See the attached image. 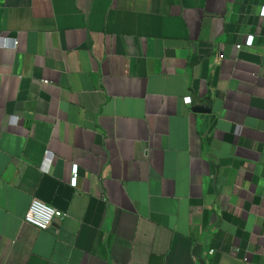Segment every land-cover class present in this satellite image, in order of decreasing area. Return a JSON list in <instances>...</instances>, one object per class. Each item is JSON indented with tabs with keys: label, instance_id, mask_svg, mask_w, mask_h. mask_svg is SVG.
<instances>
[{
	"label": "crops",
	"instance_id": "1",
	"mask_svg": "<svg viewBox=\"0 0 264 264\" xmlns=\"http://www.w3.org/2000/svg\"><path fill=\"white\" fill-rule=\"evenodd\" d=\"M263 6L0 0V264H264Z\"/></svg>",
	"mask_w": 264,
	"mask_h": 264
},
{
	"label": "built area",
	"instance_id": "2",
	"mask_svg": "<svg viewBox=\"0 0 264 264\" xmlns=\"http://www.w3.org/2000/svg\"><path fill=\"white\" fill-rule=\"evenodd\" d=\"M261 15L264 16V6L261 9ZM16 39H12L10 42L11 47H15ZM245 44L247 46H251L253 44V35H248L245 41ZM237 47H240V45H237ZM222 57V54L219 55ZM185 101L189 103L191 101V97H186ZM47 158L49 160L52 159V157L47 153ZM77 179V167L76 165L72 168V177H71V184H75ZM65 213L61 211L60 209L45 204L44 202L34 198L31 200L29 207L27 209V212L24 215V221L28 224H31L39 229L46 230L48 229L53 221L56 218H60ZM213 252V250H211Z\"/></svg>",
	"mask_w": 264,
	"mask_h": 264
}]
</instances>
